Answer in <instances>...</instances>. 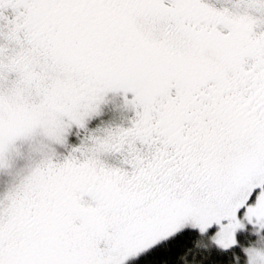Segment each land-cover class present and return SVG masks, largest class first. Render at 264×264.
<instances>
[{"label":"snow or ice","instance_id":"obj_1","mask_svg":"<svg viewBox=\"0 0 264 264\" xmlns=\"http://www.w3.org/2000/svg\"><path fill=\"white\" fill-rule=\"evenodd\" d=\"M0 264H264V0H0Z\"/></svg>","mask_w":264,"mask_h":264}]
</instances>
